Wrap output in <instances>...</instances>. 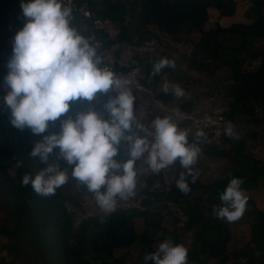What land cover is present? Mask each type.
Listing matches in <instances>:
<instances>
[{
    "label": "trees",
    "instance_id": "trees-1",
    "mask_svg": "<svg viewBox=\"0 0 264 264\" xmlns=\"http://www.w3.org/2000/svg\"><path fill=\"white\" fill-rule=\"evenodd\" d=\"M75 1L78 6L87 2L92 17L83 19L72 12V26L86 38L93 33L100 42L99 53L108 45L107 35L104 29L94 25L96 21L114 25L120 40L136 47L154 40L159 42L158 34L191 47L189 54L178 58L168 56L175 67H166L157 75L151 74L157 58L136 57L141 73L138 86L154 94L156 100L167 102L165 95L157 94L163 76L189 80L176 73L175 68L185 66L205 77L226 70V79L216 87L226 103V123L264 129V0H249L250 22L228 27L209 26V12L215 11L221 18L232 17L237 9L236 0ZM24 23L20 0H0V264H144L145 254L154 252L155 246L165 239L185 247L181 231L192 233L188 264H210L211 261L264 264V210L247 200L249 208L240 220L249 222V239L232 252L228 250L231 241L228 226L213 211L221 206L219 195L233 177L242 179L244 193L264 185V161L247 150L248 140L264 141V130L260 134L249 132L245 137L224 135L221 147L207 144L203 139L198 142L201 155L228 164L215 181L203 184L187 177L190 192L185 194L176 187L175 180L166 189L162 172L151 171L144 177L145 188L137 190L136 187L135 196L125 200L135 203L140 196L139 207L87 217L77 225L73 210H81L85 199L95 202L83 185L70 177L52 196L38 195L30 186L22 185L25 174H35L46 167L39 157L30 156L34 144L42 135L59 131L58 121L56 126L50 123L48 131L41 135L16 129L10 123L9 110L3 105V78L8 69L2 67L1 57L6 55L9 60L12 48L7 42ZM195 35L198 38L193 40ZM112 70L117 75L129 73V69L117 63ZM106 100V96L102 98V102ZM196 102L197 98H192L182 106V111L189 112ZM81 108L79 102L73 103L66 116H74ZM188 139L190 143L197 142L195 134L188 135ZM49 162L71 170L70 165L58 158L55 149L49 155ZM156 183L159 187H155ZM192 193L200 196L191 200ZM170 206L179 211V218L172 212L163 214ZM167 217L175 222L172 228L165 225ZM179 222L181 228L177 226Z\"/></svg>",
    "mask_w": 264,
    "mask_h": 264
},
{
    "label": "clouds",
    "instance_id": "clouds-1",
    "mask_svg": "<svg viewBox=\"0 0 264 264\" xmlns=\"http://www.w3.org/2000/svg\"><path fill=\"white\" fill-rule=\"evenodd\" d=\"M20 7L25 23L12 41L3 105L11 125L21 131L41 135L50 123L56 126L58 121L59 126L58 132L42 135L32 147L30 156L39 157L46 167L25 174L22 185L38 195L52 196L71 177L91 193L102 211L113 213L118 200L135 196L142 165L159 173L178 161L184 171L175 185L189 193L187 177L192 182L197 179L192 166L200 155L198 142L204 132L197 130V142L190 143L188 130L170 117L156 116L147 125L139 119L131 81L102 66L97 46L72 26V9L64 0H20ZM166 67H175V62L161 58L153 63L151 74ZM163 91L177 98L185 94L176 84L165 83ZM77 102L81 110L66 116ZM225 132L233 135L231 123ZM54 149L70 171L49 162ZM242 183L233 177L220 193L221 206L213 209L217 218L234 222L242 217L247 204ZM143 259L144 264H188V250L165 239Z\"/></svg>",
    "mask_w": 264,
    "mask_h": 264
},
{
    "label": "rangeland",
    "instance_id": "rangeland-1",
    "mask_svg": "<svg viewBox=\"0 0 264 264\" xmlns=\"http://www.w3.org/2000/svg\"><path fill=\"white\" fill-rule=\"evenodd\" d=\"M92 2L100 3L102 0H91ZM237 9L232 17L221 18L219 14L215 11L209 12V20L208 25L213 26L215 24H219L222 27H228L234 23H248L252 20V15L249 10L251 7V3L249 0H236ZM99 29H104V32L107 35V48L103 52H101V56L103 58V65L108 66L110 69H113V64L117 63L119 67L129 69V73L127 74H118L124 79H128L131 81V88L133 93L138 101V105L136 107V115L139 119L144 120L143 122L147 125L151 119L156 116L159 117H170L172 118L180 128L188 130L189 135L195 134L196 130L193 127L194 120L201 119L206 115H213L218 112L225 113L227 111L226 103L222 100V95H219L216 92V87L222 81L226 79V70H219L212 77H205L203 75L196 74L194 72L189 71L185 66H180L178 69L175 68V72L181 76L189 77L188 81L177 80L170 75H165L160 79V83L158 86L157 94H162L167 97V102L162 103L156 100V96L152 94L150 91H146L138 86L137 80L141 76L140 70L138 68V58H144L148 56H153L160 60L161 58H167L171 56L172 58H178L181 54H189L191 47L185 44H176L170 38L158 34V41H151L149 43H145L140 47L133 46L127 43L124 40H120L118 30L116 27L109 23H103L101 25H96ZM193 40L198 38V35L193 37ZM12 41L8 40L7 45L9 48H12ZM110 56L112 64H109V60L107 62V56ZM2 67L5 69L7 65V57L3 55L1 57ZM193 79V80H192ZM192 80V81H191ZM194 81H197L195 83ZM165 83L168 84H176L179 85L184 90V96L181 98H177L171 92L165 93L163 91V86ZM4 88V86H3ZM107 97V96H106ZM196 97L197 102L189 112H183L182 106L190 101L192 98ZM233 126V135L237 137H245L247 133H262L263 127H254V126H246L243 123L232 125ZM205 143L212 144V141L208 139L206 136L203 138ZM247 150L250 154H252L256 159L264 161V141L251 142L247 141ZM217 147H221V144ZM193 167V172L198 174L197 180H199L203 184H209L216 179H218L222 173L228 167L226 161L223 160H211L203 155H199L197 162ZM184 171L181 168L179 162L174 163L169 169L161 170L164 186L168 189L175 178L179 176V173ZM151 172L150 168L146 165H142L139 168L138 176H137V190L144 189V177ZM155 187H159V184L156 183ZM247 197V200L253 201L256 204V207L260 210H264V185L261 186L258 190L244 193ZM200 196L198 193H192L189 199H194ZM140 196H138V200L135 203H130L125 200H118L117 209H129L131 207H139ZM246 208H249L248 204H246ZM72 210L71 208H69ZM74 212V220L75 224H79L81 220L92 217L95 215H106L109 213H105L102 211L95 202L90 201L89 199H85L83 201V206L81 210H73ZM172 212L174 213V217L179 218V211L170 206L169 209L165 210L163 214ZM165 225L169 228H172L175 224L173 222L172 217H167ZM226 226H228V230L231 235V241L228 246L229 252H232L236 249H239L245 242L249 239V222L246 220H240L234 222H229L226 219L221 220ZM140 221H138V228L140 226ZM179 228L182 227V223H178ZM181 239L185 244V247L189 251L190 245L192 242V233H187L181 231L180 233ZM2 240L0 239V245ZM159 244V243H158ZM158 244L155 246L157 248ZM0 252V257H1ZM126 264H131L127 262ZM210 264H217L215 261H211Z\"/></svg>",
    "mask_w": 264,
    "mask_h": 264
},
{
    "label": "built area",
    "instance_id": "built-area-1",
    "mask_svg": "<svg viewBox=\"0 0 264 264\" xmlns=\"http://www.w3.org/2000/svg\"><path fill=\"white\" fill-rule=\"evenodd\" d=\"M64 4L70 7L72 9V12L79 15L83 19H91L92 14L88 8L87 2H84L78 6L75 0H64ZM94 25H101V23L99 21H96L94 22ZM88 39L90 40V43L96 45L97 48L100 47V42L95 38L93 33ZM106 58L107 62L109 60V64H112L110 56L108 55ZM106 67L108 66L106 65ZM194 122V129L196 131L202 130L205 136L212 141L213 145L219 146L220 144H222V137L224 135H227L225 129L228 125L226 123V118L223 112H218L213 115H206L201 119L194 120Z\"/></svg>",
    "mask_w": 264,
    "mask_h": 264
}]
</instances>
